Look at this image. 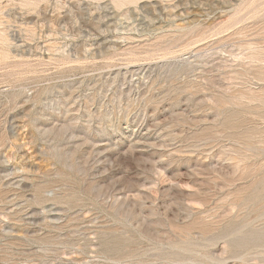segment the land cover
Returning a JSON list of instances; mask_svg holds the SVG:
<instances>
[{"label":"rangeland","instance_id":"1","mask_svg":"<svg viewBox=\"0 0 264 264\" xmlns=\"http://www.w3.org/2000/svg\"><path fill=\"white\" fill-rule=\"evenodd\" d=\"M0 264H264V0H0Z\"/></svg>","mask_w":264,"mask_h":264}]
</instances>
